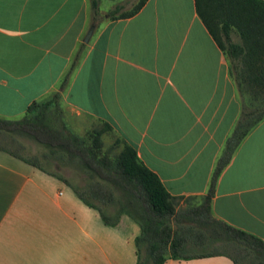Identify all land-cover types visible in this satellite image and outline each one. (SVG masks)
I'll list each match as a JSON object with an SVG mask.
<instances>
[{
	"label": "crops",
	"instance_id": "obj_1",
	"mask_svg": "<svg viewBox=\"0 0 264 264\" xmlns=\"http://www.w3.org/2000/svg\"><path fill=\"white\" fill-rule=\"evenodd\" d=\"M264 2V0H261ZM99 0L105 16L87 44L89 0H0V118L21 119L58 90L64 115L107 124L176 198L205 196L242 114L231 58L197 15L194 0ZM233 62H264V46L242 38ZM66 117V118H67ZM0 150V264H136V222L115 226L70 186ZM182 204V202H181ZM212 215L264 241V118L220 172ZM165 264H233L226 257Z\"/></svg>",
	"mask_w": 264,
	"mask_h": 264
},
{
	"label": "trees",
	"instance_id": "obj_2",
	"mask_svg": "<svg viewBox=\"0 0 264 264\" xmlns=\"http://www.w3.org/2000/svg\"><path fill=\"white\" fill-rule=\"evenodd\" d=\"M146 1L138 0L129 12L119 17L133 16ZM194 1L203 25L217 46L231 58L230 74L242 97L241 117L218 160L209 191L199 202L195 203V198L172 197L157 175L138 159L135 150L120 139H117V143L122 147L116 155L110 157L103 154L100 138L110 132L107 124L93 131L87 141L68 132L61 95L85 48L83 43L76 51L58 90L46 100L32 102L21 119L0 118V135L33 141L47 150L44 156L47 160L75 165L85 175V188L73 186L59 175L50 174L36 164L3 151L66 183L84 205L98 212L105 225H117L123 215L136 222L140 228V234L134 240L136 264H165L167 260L219 256L228 258L233 264H264V241L217 220L211 210L214 186L220 172L240 141L264 118V112H260L259 108L252 110L243 98L248 94L249 99L256 102L264 97V62H233L239 47L230 41V33L237 30L242 38L253 39L264 46V2ZM89 10L90 25H96L103 18H118V8L101 16L99 0H89ZM239 64L242 69H239ZM180 201L186 202V208L178 209ZM97 203L113 208V211L110 213ZM210 246L216 248L205 254L192 253L194 248Z\"/></svg>",
	"mask_w": 264,
	"mask_h": 264
},
{
	"label": "rangeland",
	"instance_id": "obj_3",
	"mask_svg": "<svg viewBox=\"0 0 264 264\" xmlns=\"http://www.w3.org/2000/svg\"><path fill=\"white\" fill-rule=\"evenodd\" d=\"M238 67L239 69H242L241 64H239ZM243 98L246 105L250 106L252 110L253 108H259L260 112H264V97L260 101H256V102H252L249 99L248 94H245ZM66 117L67 116L64 115V121L67 125L68 132L81 137L84 141L89 140V136H91L93 131L102 128L100 124L97 125L94 122L84 117H75L73 115H68V117L67 118ZM100 139L103 145L102 147L103 154L108 155L110 157L116 155L122 147L121 144L117 143L118 141L117 138L111 132L104 133ZM0 149H2L1 151L5 150L32 164H36L50 174L59 175L73 186L80 187L82 189L85 188L86 178L84 173L80 169H78L75 165L70 166L68 164H63V163L59 164L50 160L49 158L47 160L44 157L45 155H47V150L44 147L34 143L33 141L15 136L0 135ZM60 186L66 188L68 185L62 184ZM97 204H99L103 209H105L110 213L113 211V208H109V207L106 208L100 203ZM186 205H187L186 202L180 201L178 209L180 210L184 209L186 208ZM215 248L216 246H210L206 248H194V249L192 248L193 249L192 253L205 254L213 251Z\"/></svg>",
	"mask_w": 264,
	"mask_h": 264
},
{
	"label": "water",
	"instance_id": "obj_4",
	"mask_svg": "<svg viewBox=\"0 0 264 264\" xmlns=\"http://www.w3.org/2000/svg\"><path fill=\"white\" fill-rule=\"evenodd\" d=\"M94 30H95V26L94 25L89 27V29H88V31H87L84 39H83V43L87 44L89 42Z\"/></svg>",
	"mask_w": 264,
	"mask_h": 264
}]
</instances>
